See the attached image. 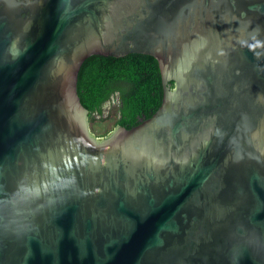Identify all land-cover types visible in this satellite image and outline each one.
Returning a JSON list of instances; mask_svg holds the SVG:
<instances>
[{
    "label": "water",
    "instance_id": "water-1",
    "mask_svg": "<svg viewBox=\"0 0 264 264\" xmlns=\"http://www.w3.org/2000/svg\"><path fill=\"white\" fill-rule=\"evenodd\" d=\"M129 53L162 102L96 137ZM0 264H264V0H0Z\"/></svg>",
    "mask_w": 264,
    "mask_h": 264
},
{
    "label": "trees",
    "instance_id": "trees-1",
    "mask_svg": "<svg viewBox=\"0 0 264 264\" xmlns=\"http://www.w3.org/2000/svg\"><path fill=\"white\" fill-rule=\"evenodd\" d=\"M162 92L157 61L147 54L90 55L78 72L77 93L91 120L95 112L101 111L103 103L117 94L119 108L115 123L130 128L159 107Z\"/></svg>",
    "mask_w": 264,
    "mask_h": 264
},
{
    "label": "rangeland",
    "instance_id": "rangeland-1",
    "mask_svg": "<svg viewBox=\"0 0 264 264\" xmlns=\"http://www.w3.org/2000/svg\"><path fill=\"white\" fill-rule=\"evenodd\" d=\"M119 100L117 94H113L110 99L103 103L101 111L93 114V119H89L90 132L96 137L107 135L116 126L118 118Z\"/></svg>",
    "mask_w": 264,
    "mask_h": 264
},
{
    "label": "flooded vegetation",
    "instance_id": "flooded-vegetation-1",
    "mask_svg": "<svg viewBox=\"0 0 264 264\" xmlns=\"http://www.w3.org/2000/svg\"><path fill=\"white\" fill-rule=\"evenodd\" d=\"M140 120H143V118H142V117H141V118H139V121H140Z\"/></svg>",
    "mask_w": 264,
    "mask_h": 264
}]
</instances>
